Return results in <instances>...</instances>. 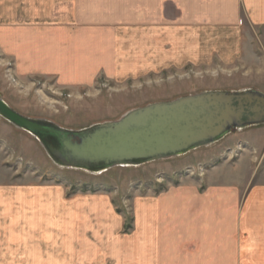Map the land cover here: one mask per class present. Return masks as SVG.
<instances>
[{
    "label": "crops",
    "instance_id": "crops-1",
    "mask_svg": "<svg viewBox=\"0 0 264 264\" xmlns=\"http://www.w3.org/2000/svg\"><path fill=\"white\" fill-rule=\"evenodd\" d=\"M258 31L264 0H0V52L17 75L67 86H90L99 73L118 82L241 67L254 55L249 41ZM239 158L213 164L202 182L138 198L135 229L125 237L116 235L120 218L104 195L68 198L61 185L16 188L10 201L26 208L28 230L46 239L26 245L16 262L264 264V181L251 155ZM90 224L96 231L88 237Z\"/></svg>",
    "mask_w": 264,
    "mask_h": 264
},
{
    "label": "rangeland",
    "instance_id": "rangeland-1",
    "mask_svg": "<svg viewBox=\"0 0 264 264\" xmlns=\"http://www.w3.org/2000/svg\"><path fill=\"white\" fill-rule=\"evenodd\" d=\"M251 35L253 38L249 42L254 55L245 57V65L241 67L220 64L188 67L170 74L118 82L99 73L87 87L61 85L52 77L18 76L13 59L0 52V96L9 108L23 117L80 131L117 120L132 109L203 91L251 89L264 92V31ZM258 129L252 134L233 131L222 144L202 148L187 158L138 168H113L92 175L59 168L35 139L0 118V264H25L16 261L24 258L25 247H30L26 245L46 240L39 231L28 230L23 215L26 208L21 211L19 205L10 201L16 188L61 185L68 198L89 193L104 195L120 218L116 235L125 237L133 234L135 229V201L138 198L158 195L185 180L202 182L207 169L221 160L233 162L241 156L251 155L258 180L264 181V127ZM222 149L224 154L218 160ZM16 196L21 198L19 194ZM29 222L33 224L32 219ZM90 227L83 229L88 237L96 231L92 224ZM98 238H103L102 243L106 240L102 234ZM94 240L100 243L97 238Z\"/></svg>",
    "mask_w": 264,
    "mask_h": 264
},
{
    "label": "water",
    "instance_id": "water-1",
    "mask_svg": "<svg viewBox=\"0 0 264 264\" xmlns=\"http://www.w3.org/2000/svg\"><path fill=\"white\" fill-rule=\"evenodd\" d=\"M0 118L35 139L59 168L97 175L180 158L233 131L264 126V94L203 91L132 109L80 131L23 117L0 96Z\"/></svg>",
    "mask_w": 264,
    "mask_h": 264
},
{
    "label": "bare ground",
    "instance_id": "bare-ground-1",
    "mask_svg": "<svg viewBox=\"0 0 264 264\" xmlns=\"http://www.w3.org/2000/svg\"><path fill=\"white\" fill-rule=\"evenodd\" d=\"M222 141V140H221ZM219 143V142H218Z\"/></svg>",
    "mask_w": 264,
    "mask_h": 264
}]
</instances>
